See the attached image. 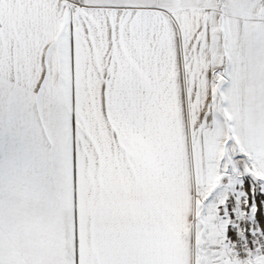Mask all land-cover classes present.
Masks as SVG:
<instances>
[{
    "label": "snow or ice",
    "instance_id": "6c2138e0",
    "mask_svg": "<svg viewBox=\"0 0 264 264\" xmlns=\"http://www.w3.org/2000/svg\"><path fill=\"white\" fill-rule=\"evenodd\" d=\"M0 264H264V0H0Z\"/></svg>",
    "mask_w": 264,
    "mask_h": 264
}]
</instances>
